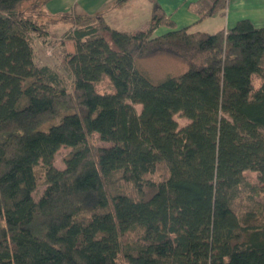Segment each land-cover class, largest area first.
Instances as JSON below:
<instances>
[{"label":"trees","instance_id":"trees-1","mask_svg":"<svg viewBox=\"0 0 264 264\" xmlns=\"http://www.w3.org/2000/svg\"><path fill=\"white\" fill-rule=\"evenodd\" d=\"M51 1L0 0V264H264V26L178 29L148 0L131 32L73 10L59 70L34 57ZM229 1L191 8L202 21ZM156 57L182 71L154 81L140 62Z\"/></svg>","mask_w":264,"mask_h":264},{"label":"rangeland","instance_id":"rangeland-1","mask_svg":"<svg viewBox=\"0 0 264 264\" xmlns=\"http://www.w3.org/2000/svg\"><path fill=\"white\" fill-rule=\"evenodd\" d=\"M56 2L58 1H55L52 4H48L46 6V8L44 9L45 14H43L40 19L42 23H45L47 25L46 28L48 34H43L42 36L34 35L33 46L35 62L38 65H47L60 70L63 61L66 59V55L68 53L75 52V42L69 38L71 34V28H69V26L71 23L77 21V15H75L76 12L73 10L79 11V8L70 9L71 11H73V14H71L70 16H66V18H64L65 20L63 18L59 19L56 15L57 13L67 12L70 10H67L68 8H66V6L61 7L59 10H55L57 9L55 8ZM142 2H145V0H135L122 9H117L116 7L106 9L105 13H107L108 20L111 26L117 28L118 30L126 31H134L133 29H143L142 27L146 18V7L144 9L141 8L143 7ZM143 4L147 3L145 2ZM111 6H114V4H112ZM134 13H140V16H136L134 18ZM213 20L214 21H207L199 28H197V30L207 31L210 33L217 32L218 29H220V26L218 25H222L221 22L223 21L221 19ZM214 23L217 28L214 26ZM140 64H142V67L146 70V72L154 81L162 80L168 75L178 74L182 71V67L169 57H156L146 61H141ZM63 79L67 84L68 89H70L71 80L67 77L66 74H63ZM259 83L260 80L255 79L256 86ZM97 88L100 92H109L112 90L107 79H103L98 84ZM136 108L138 112L141 111V106L138 105L136 106ZM175 119L177 120L180 128L184 127L189 123L186 118L182 117L179 114L175 116ZM92 142L96 146L107 145L99 139L98 135H95L93 137ZM71 151L72 149L68 147H62L58 151L54 160V165L56 168L61 170L65 169V158ZM247 176L253 183H258L257 173L247 172ZM45 188V185L40 184V186L36 189V191L34 192V198L36 200L39 199ZM259 200L264 203L263 196L259 198ZM121 264L128 263L125 260H122Z\"/></svg>","mask_w":264,"mask_h":264},{"label":"crops","instance_id":"crops-1","mask_svg":"<svg viewBox=\"0 0 264 264\" xmlns=\"http://www.w3.org/2000/svg\"><path fill=\"white\" fill-rule=\"evenodd\" d=\"M55 1H58L55 4L56 5L55 8H57L55 10H59L61 7L66 6V8H68L67 10H70L73 8H76V9L79 8L78 10L80 12L89 13V14H94L99 11L100 12L103 11L105 13L104 10L114 7V6H111L113 4V0H53L49 4H52ZM198 1L200 0H158L164 12L168 16V18H170L175 23L176 28L178 29L188 27L190 31L192 32L200 31V32L210 33L207 31L197 30V28H199L201 25H203L207 21H214L213 19H221L223 21L221 22L222 25L220 24L218 25L220 26V29H218V31L228 30L232 28L241 19H250L254 23V25L257 27L264 26V0H230L228 3L227 10L225 11V14L216 13L213 16L208 17L202 21H200L198 14L191 8V5ZM145 2L148 5L143 4ZM145 2H142L143 7L139 6L143 9L146 7V18L144 20V25L142 27L143 29H137V30L133 29L134 31L146 30L150 27L153 6L148 0H145ZM119 9H122V8H119ZM60 13H64V12H60ZM60 13H57V14H60ZM105 15L107 16V13H105ZM134 15H133L134 18L136 16L139 17L140 13H137V14L134 13ZM107 21L109 22L108 16H107ZM214 26H215V23H214ZM170 30L171 29L169 27L160 26L154 32V35H161ZM123 31H126V30H123ZM134 31H131V32H134Z\"/></svg>","mask_w":264,"mask_h":264}]
</instances>
